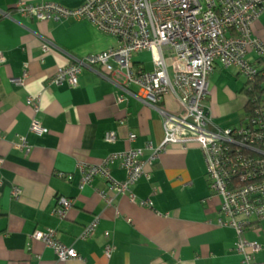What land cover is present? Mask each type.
<instances>
[{"label":"crops","instance_id":"0c3cea01","mask_svg":"<svg viewBox=\"0 0 264 264\" xmlns=\"http://www.w3.org/2000/svg\"><path fill=\"white\" fill-rule=\"evenodd\" d=\"M23 1L40 0H0V13H10L0 17L5 58L0 62V264H243L235 229L218 222L221 197L210 190L195 142L169 145L125 193L111 191L102 176L80 186V164L98 163L129 148H142V158L149 159L163 138L162 115L132 94L117 102V84L88 68L78 74L75 86L52 82L59 66L116 47L118 40L85 18L21 16L15 6ZM50 1L75 8L85 0ZM252 35L264 42V10L253 22ZM132 60L136 69H152L149 51L135 53ZM240 76L235 67L214 65L205 100L214 125L235 127L242 121L233 125L232 118L248 102L246 78L240 87ZM28 96L39 100L47 128L42 136L29 130L34 110L26 103ZM161 105L178 109L172 94ZM107 131L116 133L114 141L105 140ZM20 136L28 151L15 145ZM110 175L126 179L119 162L112 164ZM60 198L72 202L63 217L54 213ZM94 219L93 233L80 238ZM47 228L55 229L57 239L78 257L59 260L51 247L30 237ZM244 236L261 245L253 259L264 264V218H249ZM107 243L113 247L110 256L104 254Z\"/></svg>","mask_w":264,"mask_h":264},{"label":"built area","instance_id":"2783aa9c","mask_svg":"<svg viewBox=\"0 0 264 264\" xmlns=\"http://www.w3.org/2000/svg\"><path fill=\"white\" fill-rule=\"evenodd\" d=\"M15 9L21 16H34L42 21L85 18L118 40L116 47L59 66L52 82L60 84L65 80L75 86L78 74L88 68L109 76L117 84V102L132 94L162 115L163 138L149 159L142 158V148H129L110 153L98 163L80 164V186L102 176L111 191L125 193L129 184L146 175V165L169 145L188 147L195 142L204 157L210 190L221 197L219 224L235 229L236 248L243 264H263L253 259L261 245L246 239L244 231L249 218H264V97L238 126L227 128L214 125L205 100L208 77L216 63L235 67L248 82L256 80L264 92V85L257 81L264 76L259 63L264 60V42L252 35L253 22L264 10V0H85L75 8L40 0L18 2ZM0 17H10V13H0ZM42 47L45 52L49 50L47 42ZM140 51L151 53L152 69L139 70L133 66V55ZM4 60L0 51V62ZM15 81L22 83L18 78ZM133 85L135 91L131 89ZM168 94L177 100V110L161 105ZM26 103L34 110L29 130L37 136L44 135L47 128L40 120L39 100L28 96ZM104 138L112 142L116 133L107 131ZM133 138L134 134H130L129 139ZM15 145L29 150L24 136ZM114 162L125 169L124 181L114 180L110 175ZM19 191L14 187L16 195ZM102 196L108 203L111 201L106 193ZM71 205L70 199L60 198L54 213L63 217ZM96 226L94 219L79 237L88 238ZM104 234L108 236V232ZM30 237L51 247L59 260L78 257L72 246L57 239L53 228L34 230ZM112 250L107 243L105 256H110Z\"/></svg>","mask_w":264,"mask_h":264},{"label":"trees","instance_id":"16d2710c","mask_svg":"<svg viewBox=\"0 0 264 264\" xmlns=\"http://www.w3.org/2000/svg\"><path fill=\"white\" fill-rule=\"evenodd\" d=\"M259 63L262 65V71H264V60L259 61ZM262 79H264V76L258 77L257 81H262ZM243 89L248 100L247 104L244 107L245 117L252 112L255 104L259 101V99L264 97V92H262V88L256 84V80H254L253 82H248V80L246 79V84ZM244 117L242 118V120L244 119Z\"/></svg>","mask_w":264,"mask_h":264},{"label":"rangeland","instance_id":"374dc122","mask_svg":"<svg viewBox=\"0 0 264 264\" xmlns=\"http://www.w3.org/2000/svg\"><path fill=\"white\" fill-rule=\"evenodd\" d=\"M245 82V78L243 76H240V80H239V86L241 87L242 84ZM261 85H264V79H262L261 81ZM244 117V111L241 110L239 111L237 114L233 115V125H237L239 123V121ZM241 122V121H240Z\"/></svg>","mask_w":264,"mask_h":264}]
</instances>
